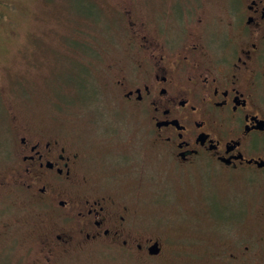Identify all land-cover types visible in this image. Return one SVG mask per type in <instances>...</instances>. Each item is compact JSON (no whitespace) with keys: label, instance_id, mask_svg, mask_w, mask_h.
Instances as JSON below:
<instances>
[{"label":"flooded vegetation","instance_id":"af4514ba","mask_svg":"<svg viewBox=\"0 0 264 264\" xmlns=\"http://www.w3.org/2000/svg\"><path fill=\"white\" fill-rule=\"evenodd\" d=\"M139 3L123 10L128 40L105 65L102 86L139 121L155 155L174 171L207 177L184 190L191 208L204 206L207 184L222 198L216 228L179 218L204 224L205 239L189 251L175 242L171 255L176 263L264 264V0H220L214 16L203 0ZM13 123L0 202L21 200L46 220L32 264L102 243L161 257L165 239L138 224L137 201L97 178L84 148L46 127Z\"/></svg>","mask_w":264,"mask_h":264},{"label":"rangeland","instance_id":"374dc122","mask_svg":"<svg viewBox=\"0 0 264 264\" xmlns=\"http://www.w3.org/2000/svg\"><path fill=\"white\" fill-rule=\"evenodd\" d=\"M89 1L0 0V172L10 161L14 120L70 137L89 153L97 178L104 177L116 195L137 201L138 224L165 241L158 259L147 261L102 243L72 247L56 264H187L185 259L174 261V243H184L181 247L186 251L199 248L204 243L205 225L183 224L179 218H191L193 223L208 219V225L216 228L223 214L222 198L207 184L210 192L202 193L207 200L204 206L191 208L184 190L194 191L207 177L174 171L155 155L139 121L130 111H119L102 86L108 74L105 65L124 52L128 40L124 27L128 17L123 10L131 2L142 6L140 0H96L101 18L97 24L83 25L73 16L96 15L95 5ZM203 2L213 16L219 13L220 0ZM79 27L85 29L80 35ZM79 43L89 53L79 50ZM64 50L76 57L73 61L91 69L88 89L74 91V81L81 74L73 61L62 56ZM92 51L98 53L97 58ZM9 217L12 225L4 229L1 224ZM41 218L33 206L21 200L9 206L0 202V264L39 261L43 236H38L39 227L48 226Z\"/></svg>","mask_w":264,"mask_h":264},{"label":"trees","instance_id":"16d2710c","mask_svg":"<svg viewBox=\"0 0 264 264\" xmlns=\"http://www.w3.org/2000/svg\"><path fill=\"white\" fill-rule=\"evenodd\" d=\"M83 2H85V1H83ZM92 2H93V6L95 5L94 7L96 8V15L93 16L90 13V14H84V15H86L85 17H83L82 15H79V14H76V16H73V17L83 21V23H82L83 25L86 23H89V22L91 24H97V21H96L97 18H101L100 16H98L99 8H98L97 1L96 0L95 1L90 0L88 3H92ZM77 31H79V35H80V33L84 32L85 29L82 27H79V29H77ZM75 43H78V42H74L73 44H75ZM76 45H77L76 47L79 50H81V51L83 50L82 47H78V45H82L81 43L76 44ZM82 46H84V45H82ZM67 47H68V45H66V48ZM86 49H88V50H86ZM83 51L87 54V53H89L90 50H89V48L85 47V50H83ZM63 52H64V54L62 56L69 58L70 61H73L72 60L73 58L76 59V57L69 56V54L66 52V50H64ZM90 54H92L93 57L97 58L98 53H95L92 51ZM73 62H74L73 64H75L77 66L76 68L80 71V74H81V78L78 81H76L74 79L75 80L74 81V91L77 90V92H79L80 90L83 91V90L88 89L87 84L89 83V77L91 76V69L88 66L82 65L80 62H78L76 60Z\"/></svg>","mask_w":264,"mask_h":264}]
</instances>
